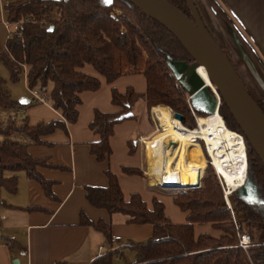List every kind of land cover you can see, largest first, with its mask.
<instances>
[{
  "label": "trees",
  "instance_id": "trees-1",
  "mask_svg": "<svg viewBox=\"0 0 264 264\" xmlns=\"http://www.w3.org/2000/svg\"><path fill=\"white\" fill-rule=\"evenodd\" d=\"M166 1L194 20L186 0ZM1 6L5 21L17 23L21 32L19 38L8 37L0 49V62L8 71L9 80L18 82L25 75L27 88L37 87L46 92L53 108L61 111L64 120L30 125L27 116L20 115L18 111L40 102L14 99L4 86L6 80L0 75V135L3 137L0 139V192L15 193L18 188L17 173L23 171L29 179L40 184L47 196H53V182L44 178L38 168L55 165L44 158L32 156L27 147L44 144L43 136L57 128L66 130V124L77 120L80 93L96 90L100 86L97 77L81 70L85 64H90L108 83L126 74H142L146 80V91L142 94L136 93L132 87H127L123 93L111 89V101L120 107L118 112L94 111L89 128L99 137L90 143V153L97 161L103 162L110 156L109 139L114 125L135 117L133 114L118 120V116L132 110L139 99L143 100L147 110L153 106H167L173 113L181 115L184 126L196 127L186 102L187 92L175 86V78L167 65L169 60L190 64L194 59L171 32L130 0H112L111 3H105V0H1ZM216 6L220 9L217 3ZM220 11L264 71L263 63L253 48L224 11ZM213 39L219 45L215 37ZM219 47L222 49L221 45ZM230 63L236 71V66ZM249 93L264 114V98L256 99ZM194 111L198 117H208L199 110ZM217 111L225 126L240 134L244 140L247 176L256 187L260 202H248L238 189L232 191L228 198L235 220L240 225L239 231L247 232L251 241L258 243L253 240V229L264 225V167L222 98ZM128 144L132 153L131 140ZM202 148L208 161L205 148ZM122 170L126 174L144 175L135 167L124 166ZM6 172L11 175H6ZM105 175L108 179L106 187H84L88 203L105 209L110 215L125 216L127 223L152 226L149 238L124 246L134 251L133 264H250L249 259L255 264H264V242L250 246L247 253L236 246L237 230L231 211L225 202L216 171L209 163L201 186L173 192L174 204L186 212L183 223L172 222L164 213V204L156 198H153L151 208L138 193H132L125 199L116 175L109 168L105 170ZM80 224L92 226L110 237L109 224L102 220L91 221L80 212ZM195 224H210L221 234L213 237L202 233L195 237ZM5 242L12 249L14 242L10 238H5ZM120 253V250H109L91 264H112L113 257Z\"/></svg>",
  "mask_w": 264,
  "mask_h": 264
},
{
  "label": "crops",
  "instance_id": "crops-1",
  "mask_svg": "<svg viewBox=\"0 0 264 264\" xmlns=\"http://www.w3.org/2000/svg\"><path fill=\"white\" fill-rule=\"evenodd\" d=\"M194 1L209 29H216L218 24L222 27V32L228 33L231 28L220 11L222 9L264 66V0ZM1 9L0 49L3 48L8 35ZM81 70L97 77L100 86L96 90L80 93L77 120L66 124V130L57 128L43 136L44 144L27 147L32 156L44 158L48 163L55 165L38 168L44 178L53 182V196H47L40 184L29 179L23 171L17 173L18 188L15 193L5 190L0 192V264H91L111 250L110 247L120 244L123 246L116 250L121 253L113 257L112 264H133L135 253L124 246L129 242L149 238L152 226L147 223H127L125 216L110 215L105 209L91 206L85 198V186L108 185L105 175L107 168L116 175L125 199L132 193H138L148 208H151L152 200L156 198L164 204V213L172 222L183 223L186 220V212L174 204L173 197L158 193L157 190L164 191L163 187L152 183L144 173L143 150L137 140L145 136V133L138 131L141 121L138 114H135L138 103L145 106L142 99L137 100L132 107L131 111L135 115L133 119H125L114 125L113 134L109 139L112 149L110 156L99 162L90 153V143L97 141L99 137L89 128L94 111L118 112L120 107L111 101V89L115 88L123 93L127 87H132L136 93L142 94L146 91L145 77L142 74H126L108 83L90 64H85ZM23 78L27 96L21 100L31 102L26 76ZM9 93L11 94L10 91ZM261 94L264 98V90ZM11 96L13 97L12 94ZM18 113L26 115L30 125L64 120L61 111L46 102L31 105ZM130 140L132 153L129 151ZM124 166L138 168L144 175L126 174L122 170ZM6 175L11 174L6 172ZM80 212L91 221L102 220L109 224L110 237L107 238L103 232L92 226L80 224ZM202 233L219 237L221 231L213 229L210 224H195V237ZM112 236H120L121 239L113 242ZM5 238L14 242L12 249L7 247Z\"/></svg>",
  "mask_w": 264,
  "mask_h": 264
},
{
  "label": "water",
  "instance_id": "water-1",
  "mask_svg": "<svg viewBox=\"0 0 264 264\" xmlns=\"http://www.w3.org/2000/svg\"><path fill=\"white\" fill-rule=\"evenodd\" d=\"M144 14L158 21L171 32L194 59V62L167 61L171 75L181 87L190 95V103L195 110L211 114L218 110V100L211 88L198 74L197 69L202 66L207 78L212 82L220 98L229 108L232 116L240 127L243 136L259 157L264 167V114L250 95L246 86L239 78L229 59L215 42L204 25L200 13L193 0H186L194 20L189 19L166 0H130ZM232 36L236 37L234 28L229 25ZM251 64V63H250ZM250 67V66H248ZM254 70L255 83H263ZM264 87V85H263ZM20 102H24L21 100ZM132 111L118 116V120L129 118ZM181 121V115L174 113ZM161 187L196 188L198 184L179 186L178 183L163 182ZM239 194L248 202H260L256 187L246 176L245 182L238 188Z\"/></svg>",
  "mask_w": 264,
  "mask_h": 264
},
{
  "label": "bare ground",
  "instance_id": "bare-ground-1",
  "mask_svg": "<svg viewBox=\"0 0 264 264\" xmlns=\"http://www.w3.org/2000/svg\"><path fill=\"white\" fill-rule=\"evenodd\" d=\"M197 72L212 89H215L202 66ZM151 112L158 122L156 131H161L157 137L150 142L147 141L149 143L146 149L147 163L148 157L150 163L148 174L155 175L153 183L158 180L163 182L161 173L165 168L167 183H178L179 186L198 184L209 163L221 174L224 186L228 187L229 191L243 185L247 176L243 137L225 126L218 111L205 118L196 116L198 125L194 129L185 127L180 120L171 116L167 106H153ZM164 135L165 139L159 145L155 144ZM150 138L148 136L143 139ZM198 139L204 141L207 155L212 163L200 157L194 149V145L199 144ZM165 142L172 143L174 147L164 148ZM154 144L156 153L153 150ZM227 199L229 200L228 197Z\"/></svg>",
  "mask_w": 264,
  "mask_h": 264
},
{
  "label": "rangeland",
  "instance_id": "rangeland-1",
  "mask_svg": "<svg viewBox=\"0 0 264 264\" xmlns=\"http://www.w3.org/2000/svg\"><path fill=\"white\" fill-rule=\"evenodd\" d=\"M1 8H2V6L0 7V9ZM1 16L4 17V13H2ZM225 25H226V23H225ZM225 25H224V27H225ZM210 29H211L210 31H211L213 37H215L216 41L219 43V45H221V47H222L225 55L227 56V58L233 63V65L236 66V69H237L236 71H237L240 79L243 81V83L246 85V87L249 89V91L252 93V95L256 99L262 98L261 93L264 90V87H263V85H264V79H263L264 71L262 69V66L258 65L256 59L251 54L249 48L243 42V39L241 37H239V34H237V33H236V37H235V36H232L230 33H227L225 31L222 32V30H221L222 27L219 26L218 24H217L216 29H214L213 27H211ZM2 39L3 38L1 37V41H2ZM248 66H250V67L253 66V68H255V70H256L257 74L260 76V78L262 77L261 79H262L263 83L261 85H259L257 83L258 81L255 83L256 78L254 77V75H255L254 70L252 71L250 69V67H248ZM0 75L6 80L5 85H4L5 88L11 92V94L13 95V97H15V99H17L18 101H21V99L23 97L27 96L24 78L21 76V79L18 82H11L9 80V73H8L7 69L5 68V66L3 65L2 62H0ZM151 108H149V110H147L146 107L142 105V103H138V105L135 107V114H138L140 121H141L139 128H138V131L140 133H143V134L145 133V136H143V137H147L149 135L151 137L149 140L143 139L142 141L144 143H141L139 140H137L138 144H140V146L143 150V157H144V161H145V170L146 171H147V169H146L147 168L146 153L148 151L147 152H145V151H146L147 146H148L147 144H149L148 142H150L153 138L157 137L158 133H161V131L157 132L155 130L156 123H154V121H153L154 118H153V115L151 113ZM152 131H154V132L152 133ZM165 137H166L165 135L161 136L155 142V144L159 145L163 141V139H165ZM2 138L3 137L0 135V139H2ZM144 144H146L145 145L146 147L144 146ZM155 144L153 146L154 153H156ZM194 149L196 150L197 154L200 157H202L206 160V157L204 156L202 145L200 143L199 144L197 143L196 145H194ZM205 151H206V149H205ZM205 160H203V161H205ZM209 160H210V158H209ZM149 164L150 163H149V157H148V169L150 168ZM9 173L10 172H8V174ZM204 175H205V171L202 175L199 186H201V184H202V179H203ZM153 176H155V175H153ZM154 178L155 177H153L150 180L152 183H153V181H155ZM159 181L160 180H158V182ZM162 189L164 191L157 190V192L160 193L161 195H167V196L173 197V194H174L173 192H175L179 189H186V188H183V187H163ZM253 236H254L253 240L255 242H258V243L264 242V225H259V226L255 227L253 229Z\"/></svg>",
  "mask_w": 264,
  "mask_h": 264
},
{
  "label": "built area",
  "instance_id": "built-area-1",
  "mask_svg": "<svg viewBox=\"0 0 264 264\" xmlns=\"http://www.w3.org/2000/svg\"><path fill=\"white\" fill-rule=\"evenodd\" d=\"M1 1V0H0ZM0 5H1V2H0ZM5 20V19H4ZM4 25H5V28H6V30H7V33H8V35H7V38L8 37H10V36H15V37H17V38H19V37H21V32L19 31V26H18V24L16 23V24H9V23H7L6 21H4ZM6 38V39H7ZM175 86H177V87H180L181 85L179 84V82L177 81V80H175ZM212 88V87H211ZM213 90V92H214V94H215V96H216V98L218 99V100H220V97H219V95H218V93H217V91L215 90V89H212ZM28 91H29V94H30V96H31V99L32 100H36V101H38V102H40V103H50V101H49V96H48V94L46 93V92H44V91H41L39 88H37V87H35V88H31V89H29L28 88ZM186 102H187V105H188V107H189V109H190V112L192 113V115L194 116V119H195V122H196V126L198 125V121H197V117H196V114H195V111H194V108L192 107V105H191V103H190V95L189 94H187L186 95ZM152 109V108H151ZM170 109V113H171V116H173L174 117V113L172 112V110H171V108H169ZM152 113V112H151ZM153 115V114H152ZM153 118H154V116H153ZM154 123H156V127H155V130L156 129H158V122H157V120L154 118ZM186 127V126H185ZM188 128V127H187ZM154 132V131H153ZM150 136V135H149ZM148 137V136H147ZM143 138H146V137H139V141L141 142V143H144L142 140H143ZM204 148H205V146H204V141L203 140H201V139H198L197 140ZM144 146H145V144H144ZM170 146H172V147H174L173 146V144L172 143H169L168 144V142H165L164 143V148H167V147H170ZM206 149V148H205ZM146 152V151H145ZM147 156V155H146ZM147 160V159H146ZM209 162L211 161V159L210 160H208ZM210 163H212V162H210ZM147 171L145 170L144 171V173L148 176V178L149 179H152L154 176H152V175H150V174H148V163H147ZM167 172H165V168H164V170H162V173H161V179H162V181L164 182L165 180H166V176L165 175H167L166 174ZM216 174H217V177H218V179H219V182H220V185H221V187H222V190H223V193H224V198H225V202H226V204H227V206H228V208L230 209V211H231V215H232V219H233V222H234V225H235V229L237 230V247H240L242 250H244L246 253H247V250L249 249V247L250 246H253V245H259V243H253L252 241H251V238H250V235L248 234V233H246V232H240L239 230H240V225L236 222V220H235V217H234V213H233V210H232V206H231V204H230V201L227 199V197H228V195L232 192V191H235L236 189H233V190H231L230 189V191H229V189H228V187L227 188H225L226 186H224L225 184H224V182H223V178H222V176H221V174H219V172H217L216 171ZM201 178H202V176L199 178V182H198V185H200V180H201ZM163 182H161V181H159V182H156L158 185H160V184H162ZM239 188V187H238ZM237 188V189H238ZM120 236H112V238H111V241H113V242H116V241H120ZM123 245L122 244H120V245H115V246H112V247H110L111 248V250H116V249H118V248H120V247H122ZM100 249H102V247H100ZM249 262H250V264H255L251 259H249Z\"/></svg>",
  "mask_w": 264,
  "mask_h": 264
},
{
  "label": "snow or ice",
  "instance_id": "snow-or-ice-1",
  "mask_svg": "<svg viewBox=\"0 0 264 264\" xmlns=\"http://www.w3.org/2000/svg\"><path fill=\"white\" fill-rule=\"evenodd\" d=\"M112 0H105V3H111Z\"/></svg>",
  "mask_w": 264,
  "mask_h": 264
}]
</instances>
